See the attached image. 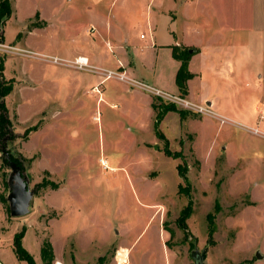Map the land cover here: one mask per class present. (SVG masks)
I'll return each instance as SVG.
<instances>
[{"label":"rangeland","instance_id":"rangeland-1","mask_svg":"<svg viewBox=\"0 0 264 264\" xmlns=\"http://www.w3.org/2000/svg\"><path fill=\"white\" fill-rule=\"evenodd\" d=\"M209 1L216 13L212 28L221 29L228 41L240 32L248 43L262 42L252 33L254 0ZM11 3L13 14L3 26L0 59L14 89L22 82L30 85L15 89L6 99L13 111L8 117L14 139L0 144L3 264H26L14 252V237L24 228L22 246L36 264H43L45 241L58 256L54 264H95L99 257H105V264H117L111 259L118 247L128 248L127 264H195L194 251H205L206 264H264V139L153 95L157 105L185 114V120L173 113L161 122L166 145L157 137L146 95L130 94L127 84L115 78L98 80L100 68H95L114 70L118 62L128 66L137 60L150 65V72L141 74L146 80L167 78L169 52L151 45L166 43L172 30L180 28V21L173 28L165 15L175 9V0H156L149 6L151 13L150 0L119 5L117 0ZM110 23L129 38L125 51L104 31ZM257 54L261 58L264 51ZM79 55H88L95 64L81 70L63 62ZM53 58L60 61L54 63ZM246 95V110L252 104L264 109L257 97ZM251 114L259 121L255 109ZM233 118L241 125L251 124L238 115ZM35 127L41 130L25 139ZM167 146L181 157L167 156ZM4 148L11 161L16 158L24 166L22 176L32 194L25 217L11 215L13 170ZM179 164L188 168L189 188L182 194L180 184H188L179 176ZM189 201L192 214L181 224V211Z\"/></svg>","mask_w":264,"mask_h":264},{"label":"crops","instance_id":"crops-1","mask_svg":"<svg viewBox=\"0 0 264 264\" xmlns=\"http://www.w3.org/2000/svg\"><path fill=\"white\" fill-rule=\"evenodd\" d=\"M120 2L122 4H130L131 0H117L118 5ZM155 2L156 0H150V3L147 7V11L149 13H151L149 6L152 3L155 4ZM254 3L255 10L253 14L252 33L254 34L253 37H260V40L262 41H260L261 43H258L257 41L254 43H248L246 36L242 39V34L240 32H236L239 37L235 39L233 38V42H231L228 41L226 36L227 34H224L221 29L212 28V18L216 13L212 10V6L209 0H175V9H170L168 13H165V15L172 22L173 28L174 24H176L177 21H180V28L178 30H172V32L168 35L169 40H167L166 43L157 45V43L155 42L154 46L153 42V44L151 45V47L155 48H164L166 49L165 51L169 52L166 61L169 65L167 78L160 79L159 77H157L155 79H151L150 81L146 80V78H144V76H142L141 74L144 71L148 70V68H150V65H148V63L146 62H143V60H137V62L135 63H129L130 65L128 64V66L122 62H118V65L116 68H114V70L97 66L98 68L95 69L100 68V71H96L99 82L103 83L108 80L105 78L104 70H117L118 72L125 73L128 78L137 82L144 83L164 92H168L166 90H171L170 92L174 94H181L176 84V75L181 66V62L174 59L172 47L176 46L181 49L187 48L189 50H193L192 57L189 62V71L193 77L187 83V93L185 95V98L189 99L196 105H207L210 109L214 107L224 110V113L222 114L211 110L214 113V116L208 117H214L220 122L221 118H225L227 120L225 122V125L229 124L231 126L241 127L240 129L248 132L252 137L255 136L264 139V109H261L259 106L252 104L250 107L251 109L246 110L243 103L247 98L246 94H251L252 96L257 97V99H259V102H261L262 104L264 103V55L261 58L257 56L258 51H260L262 54L264 51V0H254ZM198 20H202V23H199ZM36 31L37 29L29 33H33ZM104 31H106L108 36L111 35L113 37V39H110L115 43L118 49L125 51L124 49H126L127 43L130 41L128 37H125V32H121L118 27H114L111 23L108 24L107 29ZM230 35L231 33L229 34V36ZM244 35L245 34H243V36ZM141 39H143V37ZM107 40V43H109V45H113L112 43H110L109 39ZM20 43L21 42H18V47L24 49L19 45ZM254 51L256 52V54L252 55ZM249 52L251 53V55H248ZM79 57L87 58L88 63L91 66L92 64H95V60H92V58L88 55H79ZM74 60L68 61L74 62ZM158 60L159 56L156 60L157 63ZM5 71L6 65L4 76L5 78H7L5 75ZM147 72H150V69ZM16 81L22 82L17 78ZM120 82L127 84L130 94L146 95V97L148 98V106L150 107V112L156 118V112L153 109V103H156V100L153 98V94L149 93L146 90L133 86L128 82ZM27 85L30 84L22 82L21 86L17 85L15 87L23 89ZM248 87L251 89H248ZM15 89L13 90V92H15ZM196 94H200V96L198 97V95ZM212 94L215 95L213 96ZM218 94H225V96L219 98ZM221 99L225 100V102L223 103ZM254 109L257 113L260 114V119L257 122H254L255 120L253 119V116L251 114ZM12 113L13 111L10 112L9 110V115H11ZM173 113L176 114L177 112L167 113V115L163 119V122L169 114ZM15 115L19 117V120L23 121L17 113H15ZM234 115L240 116L241 119L250 122L251 124L241 125V123L233 118ZM205 117L196 120H205ZM260 126L263 128V130L259 128ZM40 130L41 129L35 132H38ZM254 130H257L259 134L255 133ZM35 132L31 134V138L35 134ZM157 142L158 138L155 139L153 145L150 144V146L156 145ZM115 252L116 253L114 254L116 255L112 257L111 261H114L117 264L128 263V257L130 258L128 248L118 247ZM55 257L58 260V256L56 254ZM0 264H3L1 260Z\"/></svg>","mask_w":264,"mask_h":264},{"label":"trees","instance_id":"trees-1","mask_svg":"<svg viewBox=\"0 0 264 264\" xmlns=\"http://www.w3.org/2000/svg\"><path fill=\"white\" fill-rule=\"evenodd\" d=\"M13 9H12V3L11 0H0V43H3V26L7 23V21L12 17ZM38 17V14H37ZM173 57L175 60L181 62V66L177 72L176 75V84L181 92V97L185 98V95L187 93V83L188 81L193 77L192 74L189 71V62L192 57V53H190V50L187 48L181 49L179 47L173 46ZM4 70H5V64L2 59H0V144L3 141H9L13 140V124L11 120L8 117L9 111L6 105L5 99L13 92L14 86L12 82H9L6 80L4 76ZM158 101H163L161 98L157 97ZM153 109L156 112V118H155V129L157 133V137L159 139H165L166 145H168V141L165 138L164 134L159 130V126L167 113L177 111L175 107H169L165 106L162 103L160 105H157L156 103H153ZM179 114L182 119L185 118V114L183 111H179ZM38 128L35 127L31 129L24 138H28V136L32 133L37 131ZM8 152V151H7ZM165 154L167 156L173 157L175 159H179L181 157L180 154L172 153L168 146L165 148ZM10 155V153L8 152ZM12 160L21 167L22 171L24 170L23 164L17 160L16 158H12ZM6 158H5V160ZM178 172L181 179L188 184L186 186H182L180 184L179 186V193L182 194L184 192V189L189 188V181H188V168L186 166L178 165ZM5 184L7 187L8 184L6 180L2 182V184ZM57 184H52L53 189H57ZM190 195V192L187 193V196ZM5 198L0 196V202L4 204ZM192 204L189 201L188 205L181 211V216L179 218V222L181 224H184L186 219L190 217L192 214ZM211 219V218H210ZM184 226V225H183ZM26 232V229L24 228L21 232L17 233L14 237V252L15 256L20 262H24L26 264H36L34 261V258L32 255L29 254V252L22 246V238L24 237ZM214 233L213 229H210V239ZM41 257L43 264H54L56 257L54 248L52 246V243L50 241H45L41 248ZM95 264H105V257H100L98 262Z\"/></svg>","mask_w":264,"mask_h":264},{"label":"water","instance_id":"water-1","mask_svg":"<svg viewBox=\"0 0 264 264\" xmlns=\"http://www.w3.org/2000/svg\"><path fill=\"white\" fill-rule=\"evenodd\" d=\"M193 53V50H190ZM3 154L6 155L8 162L13 170V176L11 179V192L8 195V202L10 203L11 215L15 218L25 217L29 213V205L32 200V194L28 191V185L22 176V169L16 163L10 160L7 150L3 149ZM192 258L195 264H206L205 251L192 252ZM260 258V255L257 254Z\"/></svg>","mask_w":264,"mask_h":264},{"label":"built area","instance_id":"built-area-1","mask_svg":"<svg viewBox=\"0 0 264 264\" xmlns=\"http://www.w3.org/2000/svg\"><path fill=\"white\" fill-rule=\"evenodd\" d=\"M143 37V36H142ZM60 60L57 58H53L52 62L54 63H58ZM63 61V60H62ZM65 63H68V65H72L73 66L81 69V70H85L90 68L89 63H88V59L87 58H83V57H79L77 58L74 62H70V61H63ZM106 75V79H110V78H115L119 81H124V82H128L130 84H132L133 86H136L138 88H141L143 90L148 91L149 93L153 94V95H157L159 96L158 98H163L165 100H168L170 102H172L173 104H181L184 105L186 108L193 110L199 114H202L204 116H214V113L211 111V109L206 106V105H196L190 101H185L183 99L185 98H179L177 96H174L168 92H164L161 91L159 89H156L152 86L146 85L144 83L141 82H137L135 80H132L130 78L127 77V75L125 73L122 72H118V71H107L105 72ZM162 99V100H163ZM227 120L225 118H221V122L225 123ZM255 133L259 134V132L257 130H254ZM104 164V162H102V165Z\"/></svg>","mask_w":264,"mask_h":264},{"label":"bare ground","instance_id":"bare-ground-1","mask_svg":"<svg viewBox=\"0 0 264 264\" xmlns=\"http://www.w3.org/2000/svg\"><path fill=\"white\" fill-rule=\"evenodd\" d=\"M59 264V263H58Z\"/></svg>","mask_w":264,"mask_h":264}]
</instances>
